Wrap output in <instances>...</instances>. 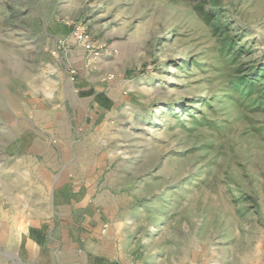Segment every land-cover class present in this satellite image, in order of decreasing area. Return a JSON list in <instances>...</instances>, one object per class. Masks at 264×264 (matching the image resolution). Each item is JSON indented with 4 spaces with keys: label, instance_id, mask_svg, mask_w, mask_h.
I'll use <instances>...</instances> for the list:
<instances>
[{
    "label": "rangeland",
    "instance_id": "obj_1",
    "mask_svg": "<svg viewBox=\"0 0 264 264\" xmlns=\"http://www.w3.org/2000/svg\"><path fill=\"white\" fill-rule=\"evenodd\" d=\"M20 201L122 264H264V0H0L1 222Z\"/></svg>",
    "mask_w": 264,
    "mask_h": 264
},
{
    "label": "crops",
    "instance_id": "obj_2",
    "mask_svg": "<svg viewBox=\"0 0 264 264\" xmlns=\"http://www.w3.org/2000/svg\"><path fill=\"white\" fill-rule=\"evenodd\" d=\"M14 209L6 210L11 220L0 221V264H122L96 215L26 213L21 201Z\"/></svg>",
    "mask_w": 264,
    "mask_h": 264
},
{
    "label": "built area",
    "instance_id": "obj_3",
    "mask_svg": "<svg viewBox=\"0 0 264 264\" xmlns=\"http://www.w3.org/2000/svg\"><path fill=\"white\" fill-rule=\"evenodd\" d=\"M74 37L82 39V36L79 34V32H74Z\"/></svg>",
    "mask_w": 264,
    "mask_h": 264
},
{
    "label": "trees",
    "instance_id": "obj_4",
    "mask_svg": "<svg viewBox=\"0 0 264 264\" xmlns=\"http://www.w3.org/2000/svg\"><path fill=\"white\" fill-rule=\"evenodd\" d=\"M250 84H252V82H250Z\"/></svg>",
    "mask_w": 264,
    "mask_h": 264
}]
</instances>
